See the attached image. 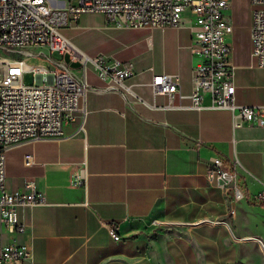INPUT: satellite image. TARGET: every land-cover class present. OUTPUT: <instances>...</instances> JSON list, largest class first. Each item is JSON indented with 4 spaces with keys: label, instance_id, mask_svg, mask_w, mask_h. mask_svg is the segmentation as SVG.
Listing matches in <instances>:
<instances>
[{
    "label": "crops",
    "instance_id": "1",
    "mask_svg": "<svg viewBox=\"0 0 264 264\" xmlns=\"http://www.w3.org/2000/svg\"><path fill=\"white\" fill-rule=\"evenodd\" d=\"M110 27L141 31L118 39L105 54L137 66L127 81L136 96L106 90L92 68L82 127L78 120L61 138L7 151V189L33 182L47 203L18 208L25 230L6 233L0 224V243L29 246L32 254L22 264H153L176 257L180 264H199L229 253L236 258L238 246L248 243L264 246V127L236 128L230 110L170 108L168 96L154 95V72L177 73L182 103L189 104L190 27ZM250 55L251 41L245 60L233 55L236 102L264 105V68L252 66ZM50 60L79 72L69 66V54ZM213 156L238 162L244 199L232 200L208 180Z\"/></svg>",
    "mask_w": 264,
    "mask_h": 264
},
{
    "label": "built area",
    "instance_id": "2",
    "mask_svg": "<svg viewBox=\"0 0 264 264\" xmlns=\"http://www.w3.org/2000/svg\"><path fill=\"white\" fill-rule=\"evenodd\" d=\"M74 1L0 0V224L10 233L25 230L19 222L18 208L44 205L47 201L30 181L21 189H7V151L32 140L61 138L65 126L78 120L83 126L90 87L89 67L105 83L106 90L136 96L127 84L137 72L131 60L105 54L91 56L62 33L84 13H102L107 25L117 28L190 27L193 91L189 104L182 103L186 96L182 92L181 75L177 73L154 72L151 80L154 95L168 96L166 107L170 108L230 110L236 128L245 124L264 127V105L236 102L237 66L233 61V45L228 40L234 26L227 16L232 0ZM249 3L252 66L264 68V0H249ZM35 47L69 54L73 62H81L83 66L78 73L66 68L52 70L27 62V58L36 54L28 52L26 57H17L22 50ZM26 72L36 74L35 84L22 82ZM207 178L224 188L234 201L246 197L237 161L211 157ZM110 232L115 240L121 239L115 224ZM31 254L27 245L0 243V264H22Z\"/></svg>",
    "mask_w": 264,
    "mask_h": 264
},
{
    "label": "rangeland",
    "instance_id": "3",
    "mask_svg": "<svg viewBox=\"0 0 264 264\" xmlns=\"http://www.w3.org/2000/svg\"><path fill=\"white\" fill-rule=\"evenodd\" d=\"M75 3L77 0L74 1ZM249 0H232V5L227 11V16L234 26V32L228 37V40L233 45V55L235 61H243L248 57L249 42H250V24H249ZM111 25H107L106 18L102 13H84L77 23H73L62 30L66 36L76 47L83 52L95 56L98 53L111 54L116 47L117 40L123 37L137 36L141 31L121 32L116 30ZM17 57H26L27 53L36 54L34 57L27 58V62L33 66H46L50 69L60 68L53 60H61L68 54H62L59 51L50 53L46 47L27 48L22 50ZM69 66L77 68L83 66L81 62H69ZM92 70L89 67L88 72ZM25 85H33L36 83V74L33 72H26L22 78ZM6 230V229H5ZM8 233V231H5ZM239 255L232 258L227 254V258L219 260L214 256L204 260L200 259L199 264H264V246L256 243H248L245 246H238ZM180 258L176 257L171 260L160 258L153 264H180ZM150 264V263H144Z\"/></svg>",
    "mask_w": 264,
    "mask_h": 264
}]
</instances>
